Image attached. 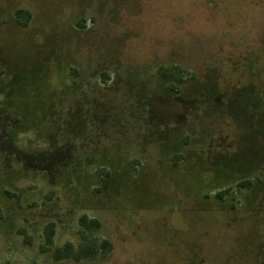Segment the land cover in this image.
Segmentation results:
<instances>
[{
	"label": "rangeland",
	"instance_id": "obj_1",
	"mask_svg": "<svg viewBox=\"0 0 264 264\" xmlns=\"http://www.w3.org/2000/svg\"><path fill=\"white\" fill-rule=\"evenodd\" d=\"M0 264H264V0H0Z\"/></svg>",
	"mask_w": 264,
	"mask_h": 264
},
{
	"label": "trees",
	"instance_id": "obj_2",
	"mask_svg": "<svg viewBox=\"0 0 264 264\" xmlns=\"http://www.w3.org/2000/svg\"><path fill=\"white\" fill-rule=\"evenodd\" d=\"M30 20V13L23 9H18L14 13V21L20 27H25ZM174 73L179 72L178 67L164 68L159 67L157 74L162 79H167ZM250 180L240 181L236 184L238 189H246L251 186ZM230 190H224L223 192H218L215 197H221L222 195L228 193ZM78 225L80 230L78 231V243L76 246L66 243L61 247L52 248L50 251L51 257L55 261L59 260H73V261H83V260H95L98 258L105 257L110 249L111 245L107 240H99L94 234L99 230L100 223L96 219L88 218L85 215H81L78 218ZM44 242L46 245L52 244V238L54 235V224L52 222L47 223L43 227ZM28 243L27 239L24 241ZM45 251L44 247H41Z\"/></svg>",
	"mask_w": 264,
	"mask_h": 264
}]
</instances>
